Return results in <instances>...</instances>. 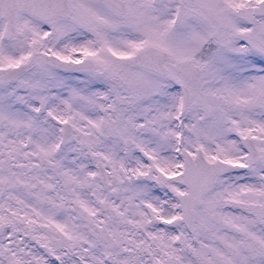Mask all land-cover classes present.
Instances as JSON below:
<instances>
[{
	"label": "snow or ice",
	"instance_id": "snow-or-ice-1",
	"mask_svg": "<svg viewBox=\"0 0 264 264\" xmlns=\"http://www.w3.org/2000/svg\"><path fill=\"white\" fill-rule=\"evenodd\" d=\"M0 264H264V0H0Z\"/></svg>",
	"mask_w": 264,
	"mask_h": 264
}]
</instances>
